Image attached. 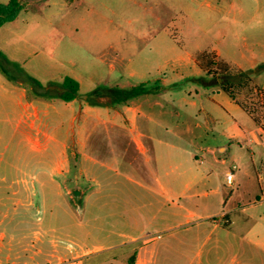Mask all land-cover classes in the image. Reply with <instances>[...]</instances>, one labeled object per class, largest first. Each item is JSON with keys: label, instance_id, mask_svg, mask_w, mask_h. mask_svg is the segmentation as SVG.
<instances>
[{"label": "rangeland", "instance_id": "1", "mask_svg": "<svg viewBox=\"0 0 264 264\" xmlns=\"http://www.w3.org/2000/svg\"><path fill=\"white\" fill-rule=\"evenodd\" d=\"M21 3L0 28V61L14 77L0 70V264H135L146 245L152 264H264V0ZM66 76L80 83L74 103L58 98ZM222 81L257 122L225 108ZM141 86L115 102L105 94ZM156 101L173 112L170 125L193 111L214 129L195 142L182 134L174 140L187 152L164 163L158 157L177 182L197 183L185 194L196 191L208 204L189 221L172 218L157 196L127 179L123 147L106 140L99 155L81 153L80 135L96 132L80 118L86 105L148 111ZM150 112L159 119L158 106ZM225 122L242 137L229 139ZM151 130L164 134L155 124ZM230 171L233 187L225 182ZM250 229L256 233L242 239Z\"/></svg>", "mask_w": 264, "mask_h": 264}, {"label": "crops", "instance_id": "2", "mask_svg": "<svg viewBox=\"0 0 264 264\" xmlns=\"http://www.w3.org/2000/svg\"><path fill=\"white\" fill-rule=\"evenodd\" d=\"M23 94L25 97L24 91ZM224 94L226 96L224 98L221 96V98L225 102V108L237 113L238 111H244L247 113L238 103V99H233L226 92H224ZM74 102L75 100L69 103ZM109 105H111V102L95 106L86 105L84 107L80 118H84V122L88 125H95L96 132H94V130L85 131V133L80 135L82 156L84 158L88 157L92 152H96L97 155H99L103 142L110 140L113 142L114 146L116 144L123 147V150H121L122 155L120 163L122 162L124 166L126 165V168H128V173H125L127 179L137 185L144 186L153 195L157 196L162 201L163 205L170 209L167 211V214H170L172 218H184L189 221L191 218L198 217L201 210L206 211L208 209V204L200 203L201 200L199 199V193H196L195 191L193 193L185 194L182 191V188L184 187L188 189H197V183L192 181L184 184L182 182H177L176 176L173 177L171 174L172 172L175 174L174 170L170 172L165 165L163 167L159 166L157 161L158 157L161 158L163 162L164 158L170 159L171 155H178L181 151L187 152L186 148L179 145L174 139H182V136L184 135L188 136L191 142H195L199 138L198 133H201V135L214 134V129L210 127L209 121L199 120L198 114L191 111L185 112L188 113L189 116L185 117L181 123L175 122L173 125H170L167 116L173 115V112L170 111L168 104L159 101L148 104V107L150 108L148 111L143 109L142 104L130 103L123 111L116 107L111 108ZM153 105L159 107V119L154 118L153 113L150 112ZM192 105L194 106V104ZM193 106L192 109H194ZM152 124L161 128L164 131V134L152 133ZM221 130L229 137V139L242 137L239 129L230 123L225 122L223 128L221 127ZM258 134L260 137H263L260 129H258ZM61 146V154L67 157V145L62 144ZM190 146H193L195 150L192 143ZM218 149L222 152L226 151L225 146H219ZM205 152L214 153L215 149L208 146L205 148ZM193 154L195 159L202 162V157L198 150H195ZM97 163L105 166V163L101 162L99 158ZM67 164H63V167L58 166L56 171L62 172L67 168ZM174 169L180 170V167L176 166ZM162 170H164V173ZM81 172L87 173L89 172V169L83 168ZM228 173L229 172L226 174ZM91 180H95L96 183H98L99 177H96V179L91 178ZM177 189H180L182 193L178 192ZM205 197H207V193L205 194ZM231 198H233L232 194L229 195L228 201L231 200ZM255 198H257L259 203L263 201L260 197L256 196ZM184 199L185 201L182 202ZM245 209L246 207H236L234 210L235 212L241 213V211H244ZM222 216L228 218L229 214L223 212ZM227 220L231 223L229 218ZM199 227L200 225L194 232L200 233ZM254 233L256 232L253 229L245 231V235L242 239L250 236V234L253 235ZM260 240L264 243V235L261 236ZM152 250L153 249L150 248V245H146L139 249L135 264H152L153 260L149 258V254Z\"/></svg>", "mask_w": 264, "mask_h": 264}, {"label": "trees", "instance_id": "3", "mask_svg": "<svg viewBox=\"0 0 264 264\" xmlns=\"http://www.w3.org/2000/svg\"><path fill=\"white\" fill-rule=\"evenodd\" d=\"M22 8H23V5L21 3V0H9L7 3L0 2V28L3 27L5 24L14 21L20 14ZM0 70L2 71V73L7 75L9 78H14L9 72L8 68L1 61H0ZM31 82H33L34 84L38 85L40 88L43 89V86L40 82L36 80H32V79H31ZM61 87L63 89V92L58 96V98L61 99L63 102L69 103V102L74 101L78 97V93L80 90V84L77 80L73 79L72 77L66 76L63 79V83ZM233 88H234V85L232 83L222 81V89L230 97H232L233 99H236L235 96L233 95ZM141 92H143V86L133 88L129 92L128 91L124 92L119 89H110L106 91L105 94L107 96H110L115 102V101L120 100L121 97H131L134 95H138ZM99 95H101V93L99 92H94L92 94V96L94 97L99 96ZM238 103L251 116L246 105H244L242 102H239V101Z\"/></svg>", "mask_w": 264, "mask_h": 264}, {"label": "built area", "instance_id": "4", "mask_svg": "<svg viewBox=\"0 0 264 264\" xmlns=\"http://www.w3.org/2000/svg\"><path fill=\"white\" fill-rule=\"evenodd\" d=\"M225 182L228 187H233V184H234L233 172L230 171L228 174H226Z\"/></svg>", "mask_w": 264, "mask_h": 264}, {"label": "water", "instance_id": "5", "mask_svg": "<svg viewBox=\"0 0 264 264\" xmlns=\"http://www.w3.org/2000/svg\"><path fill=\"white\" fill-rule=\"evenodd\" d=\"M73 193H74V195H79L80 192L79 191H74Z\"/></svg>", "mask_w": 264, "mask_h": 264}]
</instances>
